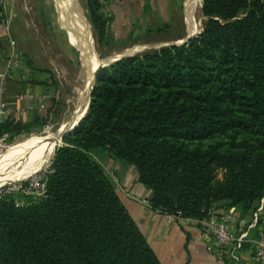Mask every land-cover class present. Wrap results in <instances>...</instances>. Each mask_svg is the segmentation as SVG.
Instances as JSON below:
<instances>
[{"label": "trees", "instance_id": "16d2710c", "mask_svg": "<svg viewBox=\"0 0 264 264\" xmlns=\"http://www.w3.org/2000/svg\"><path fill=\"white\" fill-rule=\"evenodd\" d=\"M106 2L86 6L109 53L122 42ZM200 14L202 30L185 43L98 70L87 113L55 150L41 196L0 195V264H161L99 152L134 169L159 214L200 222L214 209L251 216L264 206V0H200ZM45 124L7 119L0 138Z\"/></svg>", "mask_w": 264, "mask_h": 264}, {"label": "rangeland", "instance_id": "374dc122", "mask_svg": "<svg viewBox=\"0 0 264 264\" xmlns=\"http://www.w3.org/2000/svg\"><path fill=\"white\" fill-rule=\"evenodd\" d=\"M122 1L108 0L105 5V13L113 19L110 30L115 40L122 42L121 45L113 47L109 53H106L104 48L97 44L96 36L89 21L86 0H72L68 7L64 5L62 0L7 1V8L11 9L12 12H15L13 9H16V7L19 10L27 11L26 20L29 27H38L42 30L38 31V37L41 38L39 44L42 43V47L36 44L34 47L28 45V48L31 50L29 54L32 55V59L34 57L35 64L38 67L50 69V76L47 78L50 87L49 89H38L37 94L31 93L34 95L27 93L32 88L25 89L27 92H21L20 95H31L41 99L42 103L30 102L33 106L32 110H24V106L20 107L21 112L13 110V119L25 124L38 117L41 121H46V124L44 127L28 133L13 137H1L0 157L8 156L7 154L13 148L24 141L26 142V140L45 138L48 134L57 137V133L65 130L73 121L77 120L73 124L78 123L79 119L87 113L86 106L91 77L95 68L103 59L117 55L132 56L156 50L170 43L181 42L190 35H197L203 28L204 19L200 14V0L194 2L192 11L189 9V0H187V14L183 6L184 9L179 17L182 22L181 27H173L171 31L162 33L155 32L161 28L157 21L153 22L155 16L147 15L146 18L151 25L150 27H141L140 10L136 6L134 8L130 3H128L132 7L130 9V6H122ZM141 3L142 1L139 0L140 5ZM147 14H150V12H147ZM157 19L159 21L161 19L166 20V16L163 14L157 16ZM17 26L21 27L20 25ZM16 29L21 31L20 28ZM80 34L82 35L81 39L78 37ZM13 40L15 41V48L20 50L19 46L22 43ZM26 63L20 57L19 66L11 71V79L13 80L14 77L15 82L23 88H27L24 86L25 84L38 81L37 77H39L37 73H32L29 70ZM2 66L3 68L0 71L4 69L5 65ZM11 79L10 81H12ZM87 84L88 89L86 88ZM85 88L88 91L83 96L82 93ZM63 138L58 140L47 163L38 172L26 179L3 185L0 187V195L9 191L16 193L19 188H27L26 190H32V195L40 197L42 192L39 181L50 169L53 154L58 147L63 145ZM101 164L102 167H105V161ZM109 172L110 169H108ZM112 182L114 183V180Z\"/></svg>", "mask_w": 264, "mask_h": 264}, {"label": "crops", "instance_id": "0c3cea01", "mask_svg": "<svg viewBox=\"0 0 264 264\" xmlns=\"http://www.w3.org/2000/svg\"><path fill=\"white\" fill-rule=\"evenodd\" d=\"M141 1V5L139 4V0H123L121 3L122 6L126 7L131 4L134 8L136 6L140 10L141 27H150L151 23L147 20V15L155 16L153 22L157 21L160 26L169 24L173 25V27H181L182 22L179 17L181 11L184 9L183 6L185 7L186 14L188 10L187 0ZM130 8L132 7L130 6ZM13 10L15 12H12L10 35L17 43H22L19 46L20 50L19 48L16 49L17 59L20 61V57H22L24 61L30 63L32 66L28 67L29 70L32 73H37L39 76L37 77L38 81L25 84L24 86L27 88H23L17 84L14 77L13 80L11 79L12 81L9 80L7 82L5 101L10 109L17 110L21 109V106H24L23 108L26 106L24 102L19 101L17 98L25 89L32 88V90H29L30 92L25 91L28 94H37L39 92L38 89L42 88L49 89L50 86L47 78L50 76V69L38 67L35 64L34 57L32 59V55L29 54L31 50L28 48V45L34 47L37 44L39 47H42V43L39 44L41 38L38 37L40 29L33 26L29 27L26 20L27 11L25 12L23 9L19 10L18 7ZM147 12H150V14H147ZM163 14L166 16V20L161 19L159 21L157 16ZM16 28H20L21 31H18ZM8 53V40L0 34V70L3 68V61L8 56ZM95 157L100 164L105 161V167L103 168L110 177V181L114 180L112 184L115 186L123 205L136 222L161 264H228L218 260L207 251L203 240V231L195 221L181 220L173 216L159 214L157 211L151 209L148 203L150 192L138 183L134 169L111 160L105 152H99ZM108 169H110L109 173ZM234 212L236 218L233 220V230L236 232L245 230L251 216H241L237 211L234 210ZM248 233V240L243 244L241 250V262L239 264H256L254 263L252 253L255 242L264 234V227L257 226L249 230Z\"/></svg>", "mask_w": 264, "mask_h": 264}, {"label": "built area", "instance_id": "2783aa9c", "mask_svg": "<svg viewBox=\"0 0 264 264\" xmlns=\"http://www.w3.org/2000/svg\"><path fill=\"white\" fill-rule=\"evenodd\" d=\"M8 0H0V34L8 40L9 53L5 58L4 69L0 71V123L7 119H13V110L10 109L5 101V92L7 82L11 79V71L19 66L15 41L11 38L10 28L12 22V11L7 8ZM19 101L26 103L25 109L32 110L31 103L37 101L42 103L41 99L31 95H20ZM31 102V103H30ZM21 112L22 109L15 110ZM39 187L42 188L41 181ZM19 188L26 193H32L31 189ZM5 193H10L5 192ZM236 214L233 208L214 209L208 219H204L196 224L200 225L203 231V240L209 253L215 258L228 264H239L241 262V250L243 244L248 240L249 230L261 226L264 227V206L263 201L252 213L245 230L236 232L233 230V220ZM252 257L254 263L264 264V234L255 242Z\"/></svg>", "mask_w": 264, "mask_h": 264}, {"label": "bare ground", "instance_id": "6f19581e", "mask_svg": "<svg viewBox=\"0 0 264 264\" xmlns=\"http://www.w3.org/2000/svg\"><path fill=\"white\" fill-rule=\"evenodd\" d=\"M62 1H64V5L68 7L72 0ZM194 2H196V0L188 1L190 11H192V5H194ZM78 37L81 39L82 35L80 34ZM92 78L93 75L91 77V81ZM86 88L88 89V84ZM86 88L82 93L83 96H85L88 91H86ZM76 121H73V123ZM69 129L70 125H68L65 130L58 132L57 137L52 136V134H48L45 138H34L29 141L26 140V142L24 141L17 147L13 148L11 152L7 154L8 156L0 157V187L10 182L26 179L38 172L47 163V160L53 149L56 147L58 140H60V135Z\"/></svg>", "mask_w": 264, "mask_h": 264}, {"label": "water", "instance_id": "95a60500", "mask_svg": "<svg viewBox=\"0 0 264 264\" xmlns=\"http://www.w3.org/2000/svg\"><path fill=\"white\" fill-rule=\"evenodd\" d=\"M196 35H190L189 37H187L186 39H184L183 41L181 42H177V43H170L166 46H175V45H181L183 43H185L186 41H188L190 38L194 37ZM127 56H130V55H117V56H114V57H108V58H105L103 59L96 67L95 71H94V74H93V78H92V82H91V86H90V89H89V95H88V98H87V106H86V109H88V106H89V101H90V93L92 91V89L94 88V86L96 85L97 83V72L100 68L102 67H105V66H108L109 64L121 59V58H124V57H127ZM133 56V55H132ZM84 117L80 118L78 123L76 124H71L70 125V129L63 132L61 135H60V139H62L64 136H68V135H73L76 131V128L78 127V125L80 124L81 120L83 119Z\"/></svg>", "mask_w": 264, "mask_h": 264}]
</instances>
